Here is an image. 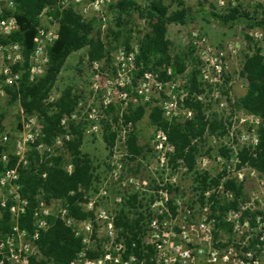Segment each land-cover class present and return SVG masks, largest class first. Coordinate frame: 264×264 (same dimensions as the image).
<instances>
[{
	"label": "built area",
	"instance_id": "1",
	"mask_svg": "<svg viewBox=\"0 0 264 264\" xmlns=\"http://www.w3.org/2000/svg\"><path fill=\"white\" fill-rule=\"evenodd\" d=\"M118 1L120 0H56L53 4H46L37 14L33 47L27 56L29 80L33 81L47 72L48 48L58 34V13L71 8L81 20L95 19L105 28L106 16ZM219 3L222 4V1ZM236 5L237 2L231 0V6ZM14 10L13 0H0V36L3 38L18 30ZM258 31L261 38L262 32L260 29ZM197 37V34L190 37V42L195 47V57L206 61L197 44L203 43L205 39ZM138 50L139 43L136 42L128 48L119 47L114 52L117 77L113 84L109 74L101 72L102 63L99 60L91 62V90L100 94V106L98 108L91 103L86 106L79 98L75 111L70 115L64 114L60 120L65 130H68L70 123L85 122L89 131H97L100 119L104 118L116 132L114 143L120 138V133L121 140L125 143L132 123L125 124L121 114L127 106L134 109L144 108L149 104L153 87L159 91L168 88V93L159 106L166 120L176 118L179 121L180 113L183 119L192 117V108L183 105L187 91L179 92L178 77L162 83L157 74L150 70L137 75ZM251 53L252 51L248 54ZM220 56H223L222 52ZM23 61L20 44H0V96L6 94V87L17 85L22 70L13 72L12 66L22 64ZM212 69L215 76L209 80V84L215 85L221 77L220 62L213 63ZM162 70L171 76L170 67ZM132 93L135 105L127 102ZM197 98L201 99L200 96ZM110 105L119 114L116 123L106 115V109ZM19 112L24 119L18 132L13 138L5 133L0 135V217L1 210L5 209L10 218L8 231L0 233V264H31L32 258L39 260L41 256L36 241L40 232L49 227L48 219L51 218L60 219L81 240V249L69 264H264V173L249 165L237 168V152L235 165L223 168L225 176L218 179V185L209 184L202 190L193 184L194 190L191 188L192 194L189 197L184 195L186 190L173 187L171 182H158V188L155 189L158 199L148 206L137 207V212L130 213V217L142 216L138 227L130 231L122 233L123 229L115 225L117 213L109 210L107 205V186L98 182L92 194L76 204L82 211L91 212L92 218L75 220L68 214L62 200L53 199L46 203L41 199L33 211V231L29 233L19 223L28 204L20 193V169L27 166L32 146L41 160L52 154V151L50 146L38 142L42 129L38 114H24L20 108ZM248 118L260 120L250 112ZM121 121L124 125L119 133L116 127ZM69 138L67 134L58 135L53 143L63 145V139ZM153 141L152 144L161 152L160 165L166 168L169 164L166 154L172 148L161 130H156ZM257 142L255 132L250 144L254 146ZM125 151L127 153V149ZM11 157L15 159L14 164L8 167ZM65 167L70 171L71 163L67 161ZM170 167L173 168L171 165ZM112 172L115 177L116 171ZM226 179L233 180L235 189L224 187ZM237 190L238 195L235 194ZM171 191L174 195L168 196ZM137 198L141 201L139 196ZM122 200L119 197L118 201ZM132 233L136 234L134 239ZM128 239H131L129 244ZM88 252H92L93 256L90 257Z\"/></svg>",
	"mask_w": 264,
	"mask_h": 264
},
{
	"label": "trees",
	"instance_id": "2",
	"mask_svg": "<svg viewBox=\"0 0 264 264\" xmlns=\"http://www.w3.org/2000/svg\"><path fill=\"white\" fill-rule=\"evenodd\" d=\"M176 3L178 8L170 11L165 0H148L145 6H139L134 0H120L110 9L115 25L120 26L123 18L129 13L135 12L146 21L149 32L139 40V50L136 58L138 66L137 75L150 70L157 74L158 80L162 83L183 75L188 65H193L194 48L189 47L186 53L170 54L171 42L167 37V29L171 24L185 25L192 18L191 11L183 6L182 0H168ZM15 10L13 15L18 24V30L10 36H0V44L18 43L22 47L24 61L12 66V71L22 70L17 85L6 87L5 93L8 98V107L17 105L24 114L37 113L42 123L41 137L38 142L51 146L58 135H69L68 140L63 139L64 152L50 154L42 159L37 150L32 146L28 154V164L20 169L19 184L22 197L28 201L25 214L20 219V227L29 233L33 231L32 215L40 200L48 203L53 199H60L67 208L68 214L75 220L92 218L91 212L82 211L76 204L83 200L89 192L97 187L99 175L87 154L81 152V145L84 132V123H70L68 130L61 125V118L64 114H72L81 97L74 92L73 88L66 87L58 97L50 100V94L54 84L63 68L67 57L80 49L87 47V58L89 61L109 58V50L101 40L99 34L92 36L100 23L95 20H81L72 9H67L59 14V28L57 38L48 48L49 62L47 72L34 79L29 80L27 72V56L33 47V38L36 34L37 14L46 4H53L56 0H13ZM201 12L213 18L223 25L232 26L235 23H243L248 29H260L262 32L261 45H255L251 54L244 56L239 75L245 79L246 88L243 96L239 99L241 107L260 118V125L256 131L258 142L256 145H244L237 151L236 167L249 165L257 171L264 173V7L260 8L259 16H253L247 10L240 8H228L224 12ZM57 14V15H58ZM110 33L117 39L118 32ZM251 41V37H247ZM130 36L124 38L125 48L129 47ZM170 67L171 76H168L162 68ZM227 80V79H226ZM187 95L183 98L184 107L192 108L191 118L177 121L172 118L166 120L161 107L154 105L150 108L148 118L155 130H161L167 139L172 150L167 152V161L173 168L184 165L188 171H193L194 184L205 190L209 184L218 185V179L225 176L221 171L217 176H210L208 172L195 170L196 156L201 146L205 143L207 136H224L228 131L230 123L209 117L205 113V106L201 99L197 98L204 93L203 83L197 75L192 73L187 76L183 86ZM142 107L134 108L127 106L121 117L125 124H135L144 114ZM106 115L116 123L119 114L110 105L106 109ZM4 112L0 111V123ZM102 138L108 148L113 146L116 132L111 128L109 122H104ZM1 128V124H0ZM20 129V124L17 125ZM128 159L134 160L142 154V147L138 144L137 135L129 133L126 139ZM230 150L222 146L218 153L226 160L230 158ZM11 157L7 166L14 164ZM71 163V170L65 167L66 162ZM2 163L0 162V170ZM44 174V176H42ZM225 188L235 189L232 179H226ZM236 195L239 194L237 190ZM138 194L132 193L123 197V203L115 215V225L127 230L138 227L142 216L130 217V213L137 212V207L142 206L138 200ZM9 214L7 210H1L0 233L4 234L9 228ZM49 227L41 231L36 241L39 260L31 259V264H69L81 249V240L76 237L72 228L67 227L58 219H48ZM134 239L136 234L132 233ZM131 239L127 240V243ZM90 257L92 252H88Z\"/></svg>",
	"mask_w": 264,
	"mask_h": 264
},
{
	"label": "rangeland",
	"instance_id": "3",
	"mask_svg": "<svg viewBox=\"0 0 264 264\" xmlns=\"http://www.w3.org/2000/svg\"><path fill=\"white\" fill-rule=\"evenodd\" d=\"M134 1L143 7L148 0ZM220 1L222 4L219 3ZM182 2L183 6L191 11L193 18L185 25L171 24L168 26L167 37L171 42L170 54L186 53L189 47L195 48L190 42V37L192 34H197L198 37L205 39L203 43L197 42V44L203 52V57L207 60H200L193 53L195 63L188 65L185 73L178 77L179 92L181 90L184 92L182 86L187 80V76L192 73L196 74L205 88L200 98L204 103L207 116H214L230 123L227 125L228 132L224 136H207L196 156V171L200 173L205 171L210 176H217L226 165H235L236 152L242 146L250 144L253 134L260 125L259 119L248 118L249 112L243 109L239 103V99L243 96L246 88V81L239 75V71L244 56L251 52L255 45H261V38L259 29H248L243 23H235L232 26L223 25L201 12V10L206 13L224 12L228 8H232L231 0H182ZM236 2L237 5L233 8L238 7L247 10L252 15L255 13L253 16H259L260 8L264 7V0H234V3ZM165 3L169 5L170 11L178 8L176 3H170L168 0H165ZM110 31L118 32L119 37L115 39ZM148 32L149 27L146 21L135 12L126 15L120 26L115 25L112 13L109 12L106 16L105 28L96 27L92 36L99 34L110 52L108 59L99 60L102 63L101 72L109 74L112 84L117 77L114 52L119 47L124 46L125 37L130 36L129 45H131L138 42ZM247 37H251L252 40H247ZM87 50L88 48L84 47L67 57L51 91L50 100L56 99L66 87H71L74 92L81 96L80 98L86 106L91 103L99 108L100 94H95L91 90L92 61L87 58ZM220 52L223 53V56H220ZM218 62L221 64V77L215 85H211L209 80L215 76L212 64ZM167 93L168 88L159 91L153 87L151 102L144 107L145 111L141 119L132 124L129 133L133 132L137 135L138 144L142 147V154L134 160L128 159V154L125 151L126 142L123 143L121 140L120 131L124 125L122 119L116 127L120 133V138L110 148L106 146L102 138L105 119H100L97 131H89L84 122L80 149L91 159L99 175V183L101 185L106 184L108 190L107 205L113 213L117 212L123 203V200L118 201L119 197L126 198L132 193L138 194L143 206L152 204L155 199H158V194L155 192V189L158 188V182L162 183L165 180L167 183L171 182L173 187L180 188L182 191L186 190L184 195L187 197L192 194L191 188L194 190L193 171H188L183 165L175 169L171 168L169 164L166 168L161 166V152L152 144L156 130L151 126L148 114L152 106H161L162 98ZM134 97L132 93L128 98L129 105H135ZM7 101L6 94L0 96V111L4 112V117L0 123V135L5 133L13 138L19 130L17 125L21 124L24 118H22L18 106L8 107ZM182 119V113H180L178 120ZM126 133L128 134V131ZM222 146L230 150V158L227 160L218 153V149ZM50 147L52 153L58 150L64 152V156L67 158L68 155L65 153L62 144L53 143ZM113 170L116 171L115 177ZM143 182L146 184L144 185ZM91 194L92 191L87 196ZM173 195L174 192H168V196Z\"/></svg>",
	"mask_w": 264,
	"mask_h": 264
}]
</instances>
